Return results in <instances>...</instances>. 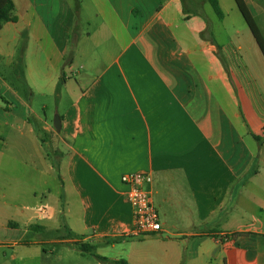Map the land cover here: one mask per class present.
Returning <instances> with one entry per match:
<instances>
[{
    "label": "crops",
    "instance_id": "0c3cea01",
    "mask_svg": "<svg viewBox=\"0 0 264 264\" xmlns=\"http://www.w3.org/2000/svg\"><path fill=\"white\" fill-rule=\"evenodd\" d=\"M11 1L16 20L0 28V264H264V57L235 1L217 0L218 17L209 0H91L97 36L119 46L73 81L52 54L66 53L76 4ZM244 2L264 38V6ZM19 70L30 96H55L62 78L59 130L46 104L33 115ZM131 172L151 175L159 233L127 235L120 177ZM62 224L70 235L52 233Z\"/></svg>",
    "mask_w": 264,
    "mask_h": 264
},
{
    "label": "rangeland",
    "instance_id": "374dc122",
    "mask_svg": "<svg viewBox=\"0 0 264 264\" xmlns=\"http://www.w3.org/2000/svg\"><path fill=\"white\" fill-rule=\"evenodd\" d=\"M71 1L77 6L75 26L72 33L70 34L69 44L66 47L65 55H59L56 50H53L54 52L52 55L54 56L52 58L58 75H60L62 71L67 76L72 74L71 80L73 81L74 78H80V73L85 72L90 75L97 67L101 66L103 63H106L108 54L115 52L119 45L113 40L101 39L97 36L96 30L101 19L100 17H96L90 9L89 10L91 13L87 14L88 10L86 11V7L91 6V0ZM231 1L233 3L234 0ZM261 4L264 6L263 0ZM235 9L236 8H234L232 12L233 16H235L237 21L243 25L244 19L241 13ZM211 12L213 15H215L212 8ZM86 16H90L91 18L89 24L86 23ZM256 19L262 33L264 34V14L256 16ZM87 33L91 34V36L88 38L86 37ZM69 61L72 63L71 69L68 67ZM89 68L91 70H89ZM19 90L23 92V88L20 83ZM25 96L28 98L30 110L32 111L33 115L42 116V104H46L48 106V109L46 110V116L48 117V121L52 126L55 115H58V113L62 110L65 101L67 100L63 90H61L59 93L56 92L55 96L54 94L42 96L37 93L30 96V94L25 91ZM56 98L57 101L59 98L58 103L56 102ZM72 255L80 256L76 250H73ZM87 257H90V255L87 254Z\"/></svg>",
    "mask_w": 264,
    "mask_h": 264
},
{
    "label": "built area",
    "instance_id": "2783aa9c",
    "mask_svg": "<svg viewBox=\"0 0 264 264\" xmlns=\"http://www.w3.org/2000/svg\"><path fill=\"white\" fill-rule=\"evenodd\" d=\"M120 180L126 186L124 197L132 216V225L127 235L141 237L159 233L162 229L161 220L153 204L151 190L145 187L151 183V175L147 172H131L122 174ZM228 239L227 235H223V241Z\"/></svg>",
    "mask_w": 264,
    "mask_h": 264
},
{
    "label": "trees",
    "instance_id": "16d2710c",
    "mask_svg": "<svg viewBox=\"0 0 264 264\" xmlns=\"http://www.w3.org/2000/svg\"><path fill=\"white\" fill-rule=\"evenodd\" d=\"M234 1H235V4H236L239 12L241 13V15L244 19V21L246 22L250 32L252 33L263 57H264V38H263L258 26L256 25V23H255L252 15H251V13L249 12L244 0H234ZM256 1H258L259 3H262V0H256ZM209 2L211 4L214 12L216 13V15L218 17H222V11L219 7L218 1L217 0H209ZM15 20H16V15L14 13L13 2L11 0H0V28H1L3 23H5L7 21H15ZM73 29H72V31H73ZM72 31H71V33H72ZM22 51H23V45H21L19 47V53H18V58H17V61H18L17 65L18 66H20V63L22 60V58H21ZM16 73L18 75V80H19L18 82L22 85L23 94L25 95V91L27 93H30V89L27 86V83L24 79L22 70H19ZM61 83H62V78H60L57 82V85H56V92L57 93L59 92ZM252 136L256 140L259 141V138L256 135L252 134ZM55 169H56L57 177L60 179V175L58 173V166H55ZM60 230L65 231V233L67 235H70V231L65 224H62L59 229L52 231V233H54V232L58 233ZM227 236L230 238V237L234 236V233L233 234H227ZM72 244L77 248V250H79L82 253H88L91 255H96L93 253L94 247L91 244L82 243L80 241H74ZM96 256L101 258V259H105L104 257L98 256V255H96Z\"/></svg>",
    "mask_w": 264,
    "mask_h": 264
},
{
    "label": "water",
    "instance_id": "95a60500",
    "mask_svg": "<svg viewBox=\"0 0 264 264\" xmlns=\"http://www.w3.org/2000/svg\"><path fill=\"white\" fill-rule=\"evenodd\" d=\"M53 126L56 130L60 129V118L59 116L56 114L54 117V122H53Z\"/></svg>",
    "mask_w": 264,
    "mask_h": 264
}]
</instances>
